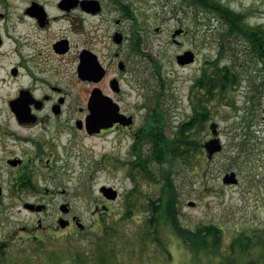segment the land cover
Wrapping results in <instances>:
<instances>
[{
    "label": "rangeland",
    "instance_id": "374dc122",
    "mask_svg": "<svg viewBox=\"0 0 264 264\" xmlns=\"http://www.w3.org/2000/svg\"><path fill=\"white\" fill-rule=\"evenodd\" d=\"M216 1L239 13L242 22L254 31L264 30V0ZM138 6H135V32L142 33L138 29L143 10ZM141 7L145 8L144 28L149 37L140 46L141 53L134 57V65L125 77V86L127 81L129 87L133 82L138 88L135 87L133 94L125 87L127 95L120 102L124 110L134 113L135 129L141 125L149 127L147 121L159 111L164 116V135L172 136L178 124L191 114L196 93L192 90L204 64L219 61L221 65L232 62L239 65L245 55L241 84L235 92L237 111L223 104L213 106L217 112L213 113L211 122L217 125L222 151L210 159L205 154L204 169L194 170L173 161L150 163L147 156L153 153L151 144L132 146L121 133L93 138L76 136L75 143L58 150L54 162L58 176L54 182H39L41 186L45 184L44 188L65 191L47 197L54 200L49 203L54 205L51 207L54 211L32 215L19 202L14 207H5L10 199L6 196L0 199V247L5 248L0 264L36 263L40 255L49 253L60 257L62 264H69L76 250L91 252L104 221L117 230L113 238L116 255L106 264L215 262V256L210 253H201L198 259H193V251L175 235L176 209L179 212L176 217L184 229L195 230L197 226L210 224L221 229L223 239L217 258L230 254L228 247L239 233L257 239L259 248L251 249V253L264 250L263 69L254 63L244 39L228 35L227 24L189 0H149ZM176 7L182 12H176ZM178 27L187 30L180 41L177 38L180 45L173 44L170 38L172 30ZM155 28L160 32L153 31ZM187 50L195 53V62L179 66L175 57ZM143 104L148 105L144 110L139 108ZM132 105L139 110L133 111ZM203 136V142L212 137L210 132ZM107 154L114 159V165L106 161L107 165H113L110 169L103 162L100 164L101 157ZM133 163H139L149 174L147 180L142 178L138 167L132 169ZM229 173L236 175V185L223 184V177ZM101 187L115 189L120 194L118 200L104 203ZM160 195L161 200L173 204L167 209L173 226L170 223L158 226L157 239L162 245L150 242L145 247L141 239H152L145 225L150 217L148 200H158ZM61 203L70 204L72 215L77 216L71 227L60 228L57 222L58 217L66 219L58 211ZM102 204L106 206L101 208ZM162 246L170 253L169 262ZM234 248L237 255L238 244Z\"/></svg>",
    "mask_w": 264,
    "mask_h": 264
},
{
    "label": "flooded vegetation",
    "instance_id": "af4514ba",
    "mask_svg": "<svg viewBox=\"0 0 264 264\" xmlns=\"http://www.w3.org/2000/svg\"><path fill=\"white\" fill-rule=\"evenodd\" d=\"M147 1L0 0V199H10L5 207L19 202L32 215L54 211L49 204L54 200L47 197L65 191L44 188L39 182H54L58 150L75 143L80 134L93 138L121 133L132 146L149 144V128L135 129L134 113L120 104L127 95L125 87L133 94L138 88L133 82L129 87L127 81L125 86V77L149 37L141 7ZM138 5L143 10L138 29L142 33L135 32ZM175 11L182 12L178 7ZM177 30H172L170 38L180 45L187 30L173 37ZM94 95L101 104L111 100L119 114L132 118V124L114 123L89 134L86 122ZM140 100L144 102L143 95ZM139 108L132 105L133 111ZM108 160L114 165L111 154L101 157L100 164L110 169L113 165H107ZM62 206L67 209L66 219L58 217L57 222L71 227L77 216L68 203L58 205L59 212Z\"/></svg>",
    "mask_w": 264,
    "mask_h": 264
},
{
    "label": "trees",
    "instance_id": "16d2710c",
    "mask_svg": "<svg viewBox=\"0 0 264 264\" xmlns=\"http://www.w3.org/2000/svg\"><path fill=\"white\" fill-rule=\"evenodd\" d=\"M194 6L203 8L209 12L214 13L221 18V20L228 26V35H234L237 38L244 39L247 42L246 48L250 52L254 63L260 64L264 71V30L259 32L248 27L242 22L243 17L239 13L232 12L228 8H219L216 3L207 0H189ZM245 55L241 59L240 64L235 62L229 64H220L219 61L214 62L202 69L200 76L196 79V84L192 92L195 93V101L191 107V114L182 120L175 128L173 135H164L163 114L158 111V115H153L147 122L149 123V144L153 149V153L147 156V160L163 164L165 162L173 161L186 167L199 170L203 168L206 160L204 143L202 141L203 135L211 132L214 105L223 104L225 107L237 111L235 103V92L241 84V73L244 70ZM264 83V77L262 78ZM252 119V117H250ZM210 126L208 127V125ZM136 164V165H135ZM133 163L132 169L139 168L142 178L147 180L148 173L143 167ZM204 169V168H203ZM162 172V170H161ZM151 181V180H149ZM165 190V189H164ZM149 199L150 217L145 221L152 239H141L143 245L146 247L148 243L156 246L162 245L161 241L157 239V227L171 224L168 217V208H172L166 201ZM131 213V212H130ZM175 218L173 223L175 228L173 230L175 235L182 240L183 244L193 251V259H198L201 253L212 254L216 258L215 262L211 264H264V250L258 253H251L253 248H259L257 239L247 233H239L238 236L232 239L228 248L231 247V252L228 256L217 258L216 254L221 246L222 234L221 229L216 228L213 224L197 226L195 230L184 229L180 226L179 220L176 216L179 215L178 210H174ZM128 218V217H124ZM117 230L114 226L109 225L104 221L101 229V234L95 239L94 248L90 253L76 250L74 255L69 260V264H106L108 260H114L115 247L113 245V238L116 236ZM97 236V235H95ZM238 244V254L234 246ZM163 247V246H162ZM0 257L5 254V248L0 247ZM166 256V262H169L170 253L164 247L162 248ZM161 251V250H160ZM61 258L52 256V254L41 255L36 259V263L30 264H62Z\"/></svg>",
    "mask_w": 264,
    "mask_h": 264
},
{
    "label": "water",
    "instance_id": "95a60500",
    "mask_svg": "<svg viewBox=\"0 0 264 264\" xmlns=\"http://www.w3.org/2000/svg\"><path fill=\"white\" fill-rule=\"evenodd\" d=\"M181 30L174 32L173 37L181 34ZM177 63L180 66H185L194 62V54L190 51L176 57ZM98 98L94 95L92 98V103L90 105V115L87 118V129L89 134L98 133L102 128H109L113 126L114 123L122 124L123 126H130L132 124V118H126L124 115L118 113V106L112 103L111 100H105V102L98 103ZM212 134L216 135V125L211 126ZM207 152L208 158L210 159L214 154L221 151L222 146L217 139L210 140L204 145ZM225 185H236L237 179L234 173L226 174L222 179ZM100 192L103 197L107 200H115L117 197V192L110 187H101ZM37 210H40L37 208ZM61 210L65 213L67 209L62 206ZM60 226L63 228L65 223L60 221ZM82 227V226H80Z\"/></svg>",
    "mask_w": 264,
    "mask_h": 264
}]
</instances>
